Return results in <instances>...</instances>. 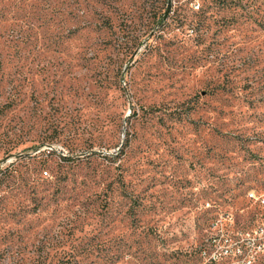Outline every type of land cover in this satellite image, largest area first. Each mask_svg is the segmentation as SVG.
Instances as JSON below:
<instances>
[{"label":"rangeland","instance_id":"374dc122","mask_svg":"<svg viewBox=\"0 0 264 264\" xmlns=\"http://www.w3.org/2000/svg\"><path fill=\"white\" fill-rule=\"evenodd\" d=\"M262 199L264 0H0V264H264Z\"/></svg>","mask_w":264,"mask_h":264},{"label":"built area","instance_id":"2783aa9c","mask_svg":"<svg viewBox=\"0 0 264 264\" xmlns=\"http://www.w3.org/2000/svg\"><path fill=\"white\" fill-rule=\"evenodd\" d=\"M45 174H46V173H45ZM248 195H249L250 198H253V199L259 200V197H255V196H254V192H250ZM261 202L264 203V199H262ZM228 252H229V251L226 250V249H222V250L220 251V253H228ZM234 252H235V251H234Z\"/></svg>","mask_w":264,"mask_h":264},{"label":"trees","instance_id":"16d2710c","mask_svg":"<svg viewBox=\"0 0 264 264\" xmlns=\"http://www.w3.org/2000/svg\"><path fill=\"white\" fill-rule=\"evenodd\" d=\"M47 174V172H45Z\"/></svg>","mask_w":264,"mask_h":264}]
</instances>
